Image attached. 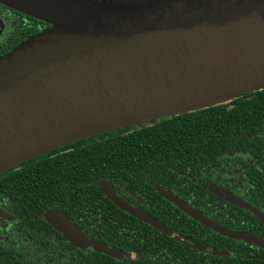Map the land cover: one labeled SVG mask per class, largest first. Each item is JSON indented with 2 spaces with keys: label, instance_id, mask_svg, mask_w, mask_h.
Returning <instances> with one entry per match:
<instances>
[{
  "label": "water",
  "instance_id": "95a60500",
  "mask_svg": "<svg viewBox=\"0 0 264 264\" xmlns=\"http://www.w3.org/2000/svg\"><path fill=\"white\" fill-rule=\"evenodd\" d=\"M0 2L50 24L0 56V172L82 137L264 87V0ZM100 189L165 230L109 184L100 182ZM166 197L212 231L264 248V238L225 228L179 197ZM59 220L73 243L126 256Z\"/></svg>",
  "mask_w": 264,
  "mask_h": 264
},
{
  "label": "flooded vegetation",
  "instance_id": "af4514ba",
  "mask_svg": "<svg viewBox=\"0 0 264 264\" xmlns=\"http://www.w3.org/2000/svg\"><path fill=\"white\" fill-rule=\"evenodd\" d=\"M49 26L50 24L41 19L0 2V56ZM261 140L262 145L256 154L248 150L219 152L216 160L207 164L208 171L205 168L200 171L195 169L194 180L207 200L227 202L246 211L264 226V221L254 215L252 210L226 198H238L264 214L262 204L253 203L247 197L252 188L247 176L249 169L257 171V178L261 185H264V133ZM171 170L176 175L191 178V174L182 169L172 167ZM163 171L168 174L165 169ZM148 175L149 171L134 173L130 175L132 177L119 178V181L113 180L112 183L104 179L97 180L98 192L94 193L88 192L87 187L79 182L74 186H57L52 181L46 182L44 178L24 177L18 178L17 186H13L11 179H2L4 182L0 187V264H142L141 257L145 254L152 256L158 245L167 248L166 241L169 238L194 248L200 246L192 241L193 237L198 236V232L190 227V222L185 217L179 218L178 213L195 219L178 209L167 199L166 194L171 193L179 197L202 213L201 209L194 206L195 200H198L200 205L203 204L201 194L198 191L189 192L187 194L190 196L184 198L182 188L177 189L178 185L171 187L167 180L163 183L154 182ZM100 182L109 184L115 195L129 207L152 217L165 230L150 225L113 203L101 191ZM224 191L229 195L224 197L221 194ZM158 200L159 203H156ZM161 200L175 206L178 212L174 208L162 206ZM213 204L218 205L217 202ZM59 218L74 225L84 238L113 247L126 256L117 258L96 251L89 245L73 243L63 233ZM178 220L186 229L185 234L179 232ZM153 238L157 241L154 246L150 245Z\"/></svg>",
  "mask_w": 264,
  "mask_h": 264
},
{
  "label": "trees",
  "instance_id": "16d2710c",
  "mask_svg": "<svg viewBox=\"0 0 264 264\" xmlns=\"http://www.w3.org/2000/svg\"><path fill=\"white\" fill-rule=\"evenodd\" d=\"M262 133L264 87L223 103L151 118L148 124H128L62 144L4 169L0 172V187L4 182L2 179H11L10 183L17 186L18 178H44L57 186H74L79 182L87 187L88 192L94 193L98 192L97 180L112 183L134 173L149 171L148 177L152 181L163 183L167 180L171 187L178 185V190L182 188L184 198L190 196L187 193L198 191L203 204L195 200L194 206L223 227L247 230L264 238V226L257 219L227 202L207 200L194 180L195 169L208 171L207 164L215 161L219 152L248 150L256 154L262 145ZM172 167L189 172L191 178L176 175ZM163 169L169 175L164 174ZM247 176L252 183L248 200L262 204L264 210V185L257 178L255 169H249ZM161 204L177 212L180 209L164 200ZM178 214L198 232L192 241L200 246L194 248L169 238L167 248L158 245L152 256L145 254L141 257L142 264H264L263 248L227 238L184 213ZM177 223L179 232L185 234L186 229L179 220ZM156 243L153 238L150 245Z\"/></svg>",
  "mask_w": 264,
  "mask_h": 264
},
{
  "label": "rangeland",
  "instance_id": "374dc122",
  "mask_svg": "<svg viewBox=\"0 0 264 264\" xmlns=\"http://www.w3.org/2000/svg\"><path fill=\"white\" fill-rule=\"evenodd\" d=\"M150 122V121H149ZM149 122H147V121H145L144 123H146V124H148ZM221 194L224 196V197H226V196H228L229 194H227V193H225V191L224 192H221ZM227 199H230V197L228 198V197H226ZM245 205L246 206H242V207H244V208H246V209H250V210H254V211H256L261 217H264V214H262L259 210H257L256 208H254V207H252V206H250L249 204H247V203H245ZM252 210V211H253ZM258 218H260L259 216H258Z\"/></svg>",
  "mask_w": 264,
  "mask_h": 264
}]
</instances>
